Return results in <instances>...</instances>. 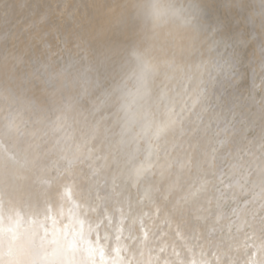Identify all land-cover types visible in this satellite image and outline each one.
Listing matches in <instances>:
<instances>
[{"label": "bare ground", "instance_id": "6f19581e", "mask_svg": "<svg viewBox=\"0 0 264 264\" xmlns=\"http://www.w3.org/2000/svg\"><path fill=\"white\" fill-rule=\"evenodd\" d=\"M249 1L0 0V264H264V0L256 87L195 82L163 132L125 106L137 66L177 69Z\"/></svg>", "mask_w": 264, "mask_h": 264}, {"label": "water", "instance_id": "95a60500", "mask_svg": "<svg viewBox=\"0 0 264 264\" xmlns=\"http://www.w3.org/2000/svg\"><path fill=\"white\" fill-rule=\"evenodd\" d=\"M180 1V4L186 12L185 17H189L190 15V17L194 16L196 17L195 19H198V16L194 13L195 11L193 12V10H196L195 0ZM248 3V9H250V12L247 11L248 14L246 17L242 16L241 18L240 13L235 12L236 17L233 18L229 27H226V31L227 28H229V32L227 34L225 32V35L224 30L222 31V40L225 42H230L232 39L240 41V38L243 40L249 39L251 42V40L255 41L254 39L257 38L258 28L253 22H259L255 15H257L259 11L260 4L254 0H250ZM261 23L264 25V20H262ZM261 23L259 24L261 25ZM201 47L202 46L195 43L188 44L184 52L185 55H182L177 61L179 62L177 64V69H174L171 64L169 66H167V64L156 65L155 62L148 65L149 62L145 61L137 66L139 70L138 73L141 74L139 76V85H136L135 87L132 86L131 89L129 88L131 93L125 99V106H128L129 110L132 112L131 115H133L132 117L134 119L131 120L133 122L136 118L137 121L142 123L150 121V124L155 123L154 126L157 127L154 128V126H150L152 129H157L159 131L162 130L163 132L164 130H167V125L169 123L174 122L175 117L186 114V112L192 108V104L197 100V98H194L197 93H195V82L197 83L200 80H207L209 74H207L203 64L206 59V54L208 55L207 58H211V52H213V50L211 51L213 46L210 49H207L206 47V49H204ZM251 84H253V86L249 87L254 88V80L251 81ZM235 94L237 93H234V95ZM136 112L138 114H136ZM152 121H154V123H152ZM98 243L99 242L97 241V245L101 246V244ZM98 248L99 247L97 246L94 250L98 252ZM217 256L220 255L218 254ZM210 258L213 260L215 259V256H210ZM94 259L97 260L96 262H99L98 257H95Z\"/></svg>", "mask_w": 264, "mask_h": 264}, {"label": "rangeland", "instance_id": "374dc122", "mask_svg": "<svg viewBox=\"0 0 264 264\" xmlns=\"http://www.w3.org/2000/svg\"><path fill=\"white\" fill-rule=\"evenodd\" d=\"M226 20L228 21V19H226ZM224 29H225V28H224ZM224 29H223V30H224ZM223 30H222V31H223ZM208 34H209V32L206 33V36H207ZM219 34H221V33H219ZM216 37H217V38H215V40L218 42V44H217V42H216L215 40H213V44H214L213 46H214L215 48H220V49L224 50V52H225V56L228 55L229 57H228V56L225 57V56H224V52H223V51L221 52L220 49H219V50H220V51H219L218 49L216 50L214 47H212L211 50H213V52H211V58H207V59H206V60H207V63H205V62H206V60H205L203 66H204L205 69H207V70H206L207 74H209V73H210V70H211V73L209 74V77H208V78H209V79L212 78L211 80H213V81L215 80V82H216L217 85H218L217 88H216V89H218V90H216L215 93H216V92L219 93V90H220L219 95L222 96V95H223V93H222L223 90H225V91H223V92H227V91L230 90V91H229L230 94H228V92H227V93H224V95L222 96V98H219L218 96L213 97V98H215V100H216L217 98H219V99H222V100H225V99H226V101L229 99L228 101H231V99H232L233 96H234V93H239L240 90H241V89H239L240 87H236V88H235L236 84H238V81L241 82V80H242V81L246 80V81L243 82V85H246V82H247V85L250 86L251 84H249V83H251L252 80H254L255 83H257V81L259 82L258 79L260 78V76H259V75H253V74H251V76H249L250 73H251L250 70H251V71L254 70V72H255V68H253V64H252V58H251L252 55H250L249 57H248V55L245 56V54L242 55V53H243L244 51L242 52V46H241V44L238 45V44H239V41L236 42L237 39H232L231 41H232V42L234 41L233 43H232V42H228V44H225V43H227V42H225L224 40H221L222 37H221L220 39L218 38V37H220V36H216ZM208 39H209V37H208ZM208 39H207V40H208ZM218 40H219L220 42H219ZM215 42H216V43H215ZM223 42H224V43H223ZM231 43H232V46H231ZM221 44H222V45H221ZM235 44H236V45H235ZM219 45H220V47H219ZM234 45H235V46H234ZM217 46H218V47H217ZM222 46H223L225 49H223ZM230 46H231V47H230ZM226 47H227V48H226ZM228 47H230L231 49L233 48V49H232L233 51L235 50L234 55H233V51H232L230 48H229V49L232 51V53L230 52V50H227ZM235 47H236V48L238 47L237 50H236ZM234 48H235V49H234ZM238 49H239V51H238ZM214 50H215L216 52H215ZM226 50L229 51V52H227ZM217 52H219V54H221V55L217 54ZM216 54H217V56H216ZM222 54H223V55H222ZM240 54H241V59H239ZM218 55H219L220 57H221V56H222V57L220 58V57H218ZM230 55H231V56H230ZM232 55H233V56H232ZM235 55H236V56H235ZM212 56H213V57H212ZM234 56H235L236 59L234 58ZM242 56H243L244 58H243ZM216 57H217V60H214V59H216ZM224 57H225V58H224ZM219 58L221 59V60H220V63H217V62H219ZM222 58H224V59L222 60ZM227 58H228L229 60H230V58H231V61L233 60V61H235L236 63H235V62L233 63V62H231V61H229V60H228V62H229V63H228L227 60H225V59H227ZM233 58H234V59H233ZM237 58H238V61H237ZM246 59H247V60H246ZM249 59H250V60H249ZM210 60H211V61H210ZM224 60H225V61H224ZM240 60H241V62H240ZM245 60H246V61H245ZM248 60H249V61H248ZM211 62H212L213 64H215V65L213 66V64H212ZM222 62H224L223 65H222ZM225 62H226V63H225ZM242 62H243V63H242ZM230 63H231L232 65H231ZM237 63H238L239 65H238ZM241 63H242V64H241ZM249 63H250V64H249ZM220 64L222 65L221 67H220ZM224 64H225V65H224ZM235 64L237 65V67H236ZM240 64H241V65H240ZM210 65H211V67H210ZM226 65H227V66H226ZM244 65H247V66L244 67ZM258 65L261 66V63L258 64ZM212 66H213V67H212ZM216 66H217V67H216ZM224 66H225V68H224ZM232 66H233V67H232ZM250 66H251V67H250ZM206 67H209V69H210L209 72H208V68H206ZM214 67H215V68H214ZM226 67H227V68L229 67V69H227ZM230 67H231V70H230ZM242 67H244V68H242ZM248 67H249V68H248ZM218 68H220V69H218ZM222 68H223V69H222ZM234 68H236V69H234ZM239 68H241L242 71H241ZM247 68H248V70H247ZM252 68H253V70H252ZM212 69H213V70H212ZM217 69H218L219 71L221 70L220 73H218V75L221 76V78L224 77V78H223L224 80H223V79H222V80L225 81V79H227V76H228V77H229V78H228V79H229L228 82H231V83H232L231 85H234V88H233V86H230V87H229V88H231V89H228L227 87H225L226 82H225V83L223 82V84H221L222 87L220 86V84H218L219 82H218L217 79H216V78H217V77H216V73H214L215 71L219 72ZM222 70H223V71H222ZM224 70H227V71H224ZM232 70H233L234 73L232 72ZM234 70H235V71H234ZM230 71H231V72H230ZM240 71H241V73H239ZM245 71H246L247 73H246ZM225 72H226V74H225ZM227 72H230V73H227ZM244 72H245V74H244ZM236 73H237V74H236ZM228 74H230V75H228ZM241 74H242V75H241ZM212 75H213V77H212ZM243 75H244V76H243ZM242 76H243V77H242ZM246 76H247V77H246ZM237 77H239V80H238ZM241 77H242V78H241ZM208 78H207V79H208ZM250 78H252V80H251ZM232 79H233L234 82L232 81ZM247 79H248L250 82H249ZM240 82H239V83H240ZM235 83H236V84H235ZM244 83H245V84H244ZM224 84H225V85H224ZM247 85H246V86H247ZM257 85H258V84H256V86H257ZM227 86H228V84H227ZM248 86L245 87V89H244L245 92H248L247 90H248L249 88L251 89V87L248 88ZM251 86H253V84H252ZM256 86H255V87H256ZM221 88H223L222 91H221ZM247 88H248V89H247ZM232 89H234V90L231 91ZM236 90H237V91H236ZM238 90H239V91H238ZM234 91H235V92H234ZM233 92H234V93H233ZM245 92H244V93H245ZM232 93H233V94H232ZM231 94H232V96H231ZM227 95H228L229 97H228ZM230 96H231V97H230ZM226 97H227V98H226ZM234 97H235V96H234ZM214 103H215V102H214ZM226 103H227V102H226ZM32 123H34V122H29V123H27L28 126H29V127H27V130H29L28 133L30 132L31 134H36V133L39 132V131H38L39 128H38V126H37V129H36V126H35V127L33 126V125H35V123H34L33 125H31ZM30 125H31V126H30ZM28 128H29V129H28ZM34 128H35L36 130H35ZM31 131H32V132H31ZM35 132H36V133H35ZM30 133H29V134H30ZM142 145H143V144H142ZM56 154H57V152H56ZM56 154H54L53 156H55ZM53 156H52V160H53V162H54V160H56V159H57V161L59 160L60 163L63 162V160L60 158L59 154H58V156L56 155L57 157H59V159L56 158V156H55V157H53ZM54 158H55V159H54ZM57 161H56L57 165H60V164H58L59 161H58V162H57ZM54 163H55V162H54ZM56 163H55V164H56ZM61 164H62V163H61ZM87 171L89 172V170L85 169L84 172H87ZM70 177H72V176L70 175ZM36 235H38V233H37ZM36 235H35L34 237H36Z\"/></svg>", "mask_w": 264, "mask_h": 264}]
</instances>
